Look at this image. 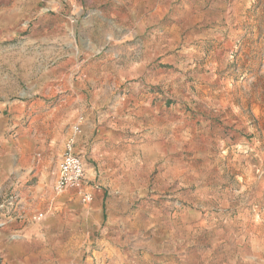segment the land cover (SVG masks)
I'll return each mask as SVG.
<instances>
[{"label": "rangeland", "instance_id": "374dc122", "mask_svg": "<svg viewBox=\"0 0 264 264\" xmlns=\"http://www.w3.org/2000/svg\"><path fill=\"white\" fill-rule=\"evenodd\" d=\"M11 2L0 204L19 206L0 212V264H264V0ZM79 118L89 205L53 191L52 139L64 151Z\"/></svg>", "mask_w": 264, "mask_h": 264}, {"label": "built area", "instance_id": "2783aa9c", "mask_svg": "<svg viewBox=\"0 0 264 264\" xmlns=\"http://www.w3.org/2000/svg\"><path fill=\"white\" fill-rule=\"evenodd\" d=\"M81 121H78L72 126L71 133L67 137L64 144V151L60 156L57 165L56 179L53 185V191L56 194H60L67 189H75L78 192L80 201L84 205H89L93 200V194L87 188L83 187L84 183V168L80 158L73 152L76 137L81 131ZM1 195V194H0ZM0 204L1 211H15L19 206L16 200V195L4 194ZM7 213V212H6ZM44 218V214L41 212L32 216L33 221H41ZM4 226V223L0 221V228Z\"/></svg>", "mask_w": 264, "mask_h": 264}, {"label": "crops", "instance_id": "0c3cea01", "mask_svg": "<svg viewBox=\"0 0 264 264\" xmlns=\"http://www.w3.org/2000/svg\"><path fill=\"white\" fill-rule=\"evenodd\" d=\"M3 1H6V3H9L10 1H13V2H11L10 5L12 7H14V8L15 7H22V8H26L27 9L30 6V0H3ZM15 2H19V4L16 5ZM2 15L4 16L5 14L3 13ZM11 15H14V14H11ZM0 30H1V25H0ZM28 130L29 129H27V130L25 129V130H20L19 131L18 138L20 139L21 142H24V144H21L19 146L20 147L19 148V152L26 153L27 150H28V147H27V144H26V137L28 136V133H29ZM47 138H52V136L51 137H48V135L44 136V139H42V141H41L42 150L46 149L45 145L48 143V141H47L48 139ZM52 142H54V143H56L58 145V152H59V154L62 155L63 151H62L61 147H62L63 142H64V137L61 134L58 133V134H56V136L53 137ZM12 152H13V148H12V146H9L8 150L6 151V153H4L8 160L11 159L12 156L10 154ZM59 154H58V156H59L58 160L60 159V156H61ZM22 156L26 157V155H22ZM8 168L6 170H3L2 177L7 176V175H9L11 173L12 170L8 169ZM34 169H35L34 176L36 175V176L40 177L42 175V170L39 167V165H37ZM21 188H24L22 183L18 184V189H20L19 196L21 198V203L22 204H25L26 200L29 199V198H32V197L35 198V197H39L40 196L39 182H37V185L32 187V188H26V189H21ZM0 235H2V234H0ZM190 244L191 243L188 242L186 245H190ZM212 246L213 247H217V244L214 243V245H212ZM225 246L230 248L228 245H225ZM234 246H235V244L233 245V247ZM196 247H197V245H196ZM186 261H187V258H185L184 262L181 263V264H188Z\"/></svg>", "mask_w": 264, "mask_h": 264}]
</instances>
